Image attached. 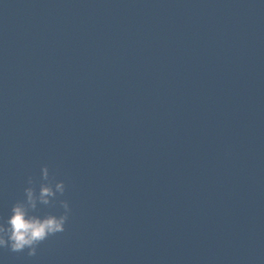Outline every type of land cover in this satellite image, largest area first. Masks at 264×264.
Returning <instances> with one entry per match:
<instances>
[{
    "label": "clouds",
    "instance_id": "clouds-1",
    "mask_svg": "<svg viewBox=\"0 0 264 264\" xmlns=\"http://www.w3.org/2000/svg\"><path fill=\"white\" fill-rule=\"evenodd\" d=\"M43 183L40 184L37 194L34 180L29 177L28 187L24 189L25 198L18 200L11 208V215L5 223H0V248H7L11 252L20 253L27 249V255H37L38 246L51 236L65 231V225L71 212L67 200H59L63 213L59 216L47 214L43 217L33 214L37 205L55 206L57 194L65 192L63 181H56L50 177L49 169L45 165L41 169Z\"/></svg>",
    "mask_w": 264,
    "mask_h": 264
}]
</instances>
